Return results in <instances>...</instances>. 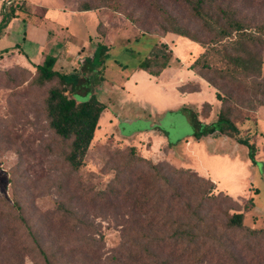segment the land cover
I'll return each instance as SVG.
<instances>
[{"label": "rangeland", "instance_id": "obj_1", "mask_svg": "<svg viewBox=\"0 0 264 264\" xmlns=\"http://www.w3.org/2000/svg\"><path fill=\"white\" fill-rule=\"evenodd\" d=\"M62 1L71 10H77V6L83 1L89 2L92 6L105 5L98 11L79 13L63 20L71 24L70 33H73L75 38L83 40V37L94 36L96 30L98 34L103 33L101 44L105 48L99 52L101 55L93 57L94 50L92 52L91 49L88 50L84 59L73 65L74 70L66 73L80 74L86 82L83 88L73 95L75 102L81 103L95 98L104 107L94 139L88 148L86 166L78 173H71L64 161L67 144L58 140L47 126L43 114V100L49 84L43 87L34 84L33 71L28 68L0 64V198L6 199L9 204L16 201L29 223L36 226L40 225V222L45 225L43 224L45 221H41L42 213L52 210L56 202L64 201L66 207L92 222L95 231L103 236L102 252L110 255L121 243L120 224L126 220V216H117L113 208L102 207L103 204L90 202L89 198L105 189L114 177L119 176L122 179L123 175L129 173L150 172L145 163L137 162L136 159L132 161L128 147L131 144L135 145L137 140L126 142L120 138L117 129L123 128L126 132L132 133L133 129H142L143 120H153L158 122L161 129L169 132V136L164 140L162 137L164 134L150 131L141 133L137 139L142 142L135 146L140 157L159 167H180L190 169L201 177L208 175L215 180L214 193L228 195L238 204L236 209L243 211L246 226L264 230V106L248 110L246 104L240 103L241 97L238 94H233L229 98L224 96L228 88L226 84L225 91L219 92L227 101L225 109L231 112L237 137L255 146V164L250 161L245 146L217 133L213 139L206 138L198 146L192 144L188 151L185 150L184 144L177 142L188 131L184 117H187L189 122L198 121V116L208 114L212 107L211 117L206 120L211 121L206 124L208 125L206 129H210V124L216 120L217 111L222 105L215 99L216 89L188 69V65L201 49L185 38L162 33L160 29L162 13L159 10H151L149 6H139L136 0ZM43 3L50 5L48 0H44ZM158 3L179 24L198 34L202 42L207 40L197 21L192 20L187 8L172 0H159ZM219 4L228 6L251 27H262L261 37L264 41V0H214L210 10L213 11ZM128 15L131 19L127 18ZM0 17L1 25L4 23L5 15ZM97 23L101 24L99 28H96ZM43 25L51 32L50 38L55 37L63 41L64 30L61 32L56 25H50L47 21ZM10 30L6 36L8 37L6 42L11 43L9 46L19 43L22 48L27 49V44L21 40L22 32L14 30L13 27ZM143 32L146 35L140 36ZM97 38L100 39L101 36ZM158 42H165L172 50L173 58L169 68H177L182 72L178 79L187 85L185 91L196 90L197 82L194 81H201L202 93L199 97L190 96L179 106L175 94L169 90L171 83H156L153 79H147L143 72L133 77L126 90L119 88L129 79L139 60L149 54ZM261 49L258 51L262 59L261 73L264 75V45ZM134 81L137 82V86L134 85ZM104 85L106 87L113 85L117 94L115 96L104 94L101 90ZM217 85L220 83L217 82ZM103 94L112 97V101L109 103ZM205 103L210 104L206 106ZM173 105L178 107L180 113L183 110L185 113L181 116L176 112L171 115L164 113L166 112L164 110ZM122 121L133 122L131 126H126ZM197 130L202 132V129L197 128L194 131ZM148 141H152L151 150L145 145ZM233 144L236 146L233 147ZM165 146L170 149L167 154V149L162 148ZM158 149L161 154L155 156ZM193 156L200 160V166L197 165L198 161L194 163ZM249 198L252 199L253 205L250 210L245 211L244 207L248 206ZM119 213H123V209ZM43 232L49 238H54L57 233L56 231L48 233L46 229ZM60 235L61 241L68 242L69 247H72L78 238L76 234L67 231L61 232ZM242 237L243 235H239L236 239ZM258 242L264 251V240ZM0 251L3 255L2 246ZM234 253L241 263L249 261L247 258L249 253L245 255L244 251L238 248ZM222 261L225 262L217 260L202 264H222ZM23 264L34 263L30 257H25ZM257 264H264V260Z\"/></svg>", "mask_w": 264, "mask_h": 264}, {"label": "trees", "instance_id": "obj_2", "mask_svg": "<svg viewBox=\"0 0 264 264\" xmlns=\"http://www.w3.org/2000/svg\"><path fill=\"white\" fill-rule=\"evenodd\" d=\"M158 1L136 0L139 6H149L162 13V33L185 38L201 49L188 69L216 89L215 99L222 104L210 129L197 120L192 121L194 127L202 129V132H194V138L198 140L216 133L226 136L245 146L250 161L255 164V146L237 137L231 112L225 109L227 101L219 92L225 91L226 84L224 96L238 94L240 103L246 104L248 110L264 106V75L258 51L264 45L262 27H251L228 6L219 4L211 11L214 0H172L187 8L192 20L197 21L207 37L202 42L198 34L164 11ZM104 7L83 1L76 11L94 12ZM15 10V7L9 8L4 23L14 16ZM127 18L131 19L129 15ZM98 35L103 38V33ZM144 35V32L140 34ZM103 48L104 45L98 43L93 57ZM172 58L173 52L168 45L158 42L133 70L158 78L169 68ZM55 61L48 55L40 65H33L32 82L42 87L49 84L43 100L45 121L53 135L67 144L64 161L71 173H78L86 166L88 148L104 107L95 98L75 102L73 95L86 82L80 74L55 71ZM186 87L184 85L180 91H199L198 86L191 92L185 91ZM136 150L129 145L132 161L145 163L150 172L129 173L122 179L114 177L105 189L89 198L90 202L113 208L117 216H126L120 224L121 243L110 255L102 252L103 236L95 231L92 222L66 207L64 201L56 202L52 210L42 213L41 221H45V225L40 222L36 226L29 223L16 201L9 204L0 198V246L4 250L3 255L0 251V264H23L25 257H30L34 264H202L217 260H225L222 264H240L234 253L237 248L245 255L250 254L249 261L241 264H257L264 260V251L258 242L264 240V230L246 226L243 211L236 209L238 204L231 197L214 193L215 184L190 169L159 167L140 157ZM247 204L245 211L252 208L251 198L247 199ZM122 209L123 213H119ZM44 229L57 233L49 238L44 235ZM63 231L78 236L72 247L61 241ZM239 235L243 237L236 239Z\"/></svg>", "mask_w": 264, "mask_h": 264}, {"label": "crops", "instance_id": "obj_3", "mask_svg": "<svg viewBox=\"0 0 264 264\" xmlns=\"http://www.w3.org/2000/svg\"><path fill=\"white\" fill-rule=\"evenodd\" d=\"M43 1L44 0H40V2L39 0H0V15H8L9 8L15 7L16 9L14 16L7 19L6 25L0 31V64H4L5 66L18 65L33 71V65H40L43 62L45 56L49 55L56 59L54 70L59 73H67L70 70H74L73 65H77L78 61L84 59L83 57L85 53L88 54V50L91 49L92 52L98 43H102L101 38H97V36H99L97 30L94 36H88L87 38L83 37V40L80 38H75V36L72 35L73 33H70L71 24L63 21L64 19H66V17L71 18L72 16L78 15L79 13L83 14L89 12H78L76 10H71L68 8L67 5L63 3L62 0H48L50 2V5H45ZM17 21L20 23H17ZM45 21L50 23V25H56L61 32L64 30L65 36L63 38V41L55 37H49L51 32L48 30V28L43 25ZM11 27H13L14 30L17 29L18 31L22 32L23 36L21 40L24 44H27V49L26 47L22 48V45H20L19 43H14L9 46V44L11 43L6 42V40L8 39V37L6 38L7 33L11 32ZM92 44H94L93 47L91 46ZM44 49L47 50L45 51ZM181 69L185 70L183 68ZM141 72L142 71L133 70L129 75V79L125 81L124 84H121L119 88L122 90H126L131 80H133V77L136 76V74H141ZM180 74H182V72H180L177 68H167L161 73L158 78L151 77L148 74H146L147 76L145 77L149 80L153 79L156 83L160 84L166 82L171 83V85L169 86V88L171 89L169 90L175 94V99L178 101L177 104L181 106L184 104V102L188 100V98H190V96L199 97L201 95L202 83H200L201 81L198 80L194 81L197 82L196 86H198L199 88L198 92H181L180 88L185 83H182V81L178 79ZM172 81L174 82L172 83ZM134 85L137 86L136 81H134ZM101 90L104 94L107 95L114 94L115 96L117 94L113 85H107V87L104 85ZM107 95H105L104 97H106V99L110 103V101H112V97ZM177 109L178 107L176 105H173L167 110H164L166 111L164 113L171 115L176 112L180 114V116L182 115V113H185L183 110L184 108L180 109L183 110L182 113H180V111ZM210 109L211 111L208 112L207 115L200 114L198 116V122L203 125H206L211 122L206 121L211 117L210 113L212 112V107H210ZM187 120V117H184V124L187 126L188 131L185 135L181 136L177 140V142L180 141L181 144H184L183 147L185 150L188 151L192 144H195L193 145L195 147L198 146V144L206 138L211 137L213 139L214 136H208L201 137L200 139L196 140L193 136L196 127H194L192 122H189ZM132 122L133 121H122V123L126 126H131ZM143 123L144 126L142 127V129H133L131 131L132 133H128L123 128L120 129L118 127L117 130L120 138H122L126 142H128L129 140L131 141L132 139H136L137 143L135 145H131L139 146L140 142H142L140 141V139H137L139 138V135L143 132L150 131L151 133H160V135L164 134L162 137H164V140H167L169 132H166L161 129L159 127L158 122H154L153 120H143ZM227 140L229 141V139ZM236 144H233L232 146L234 147L236 146ZM145 145L146 147H150L151 150L152 141H148L147 143H145ZM162 148L167 149L166 146ZM169 152L170 149H167L166 154ZM160 154L161 153L158 149V153H156L155 156H160ZM193 159L194 163H197L198 161L197 165L200 166V160L197 159L195 156H193ZM204 177L210 178L206 174L204 175ZM210 180L213 183L215 182L214 179L210 178Z\"/></svg>", "mask_w": 264, "mask_h": 264}]
</instances>
